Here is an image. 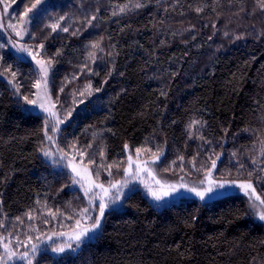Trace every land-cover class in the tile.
Returning <instances> with one entry per match:
<instances>
[{
    "label": "trees",
    "instance_id": "1",
    "mask_svg": "<svg viewBox=\"0 0 264 264\" xmlns=\"http://www.w3.org/2000/svg\"><path fill=\"white\" fill-rule=\"evenodd\" d=\"M14 2L12 13L18 15L30 0ZM128 2L50 0L47 13L30 26L37 39L27 41H43L47 56L56 49L63 52L55 65L56 87L65 77H78L62 94L68 106H72V93L83 89L88 81L101 89L84 104L74 106L70 124L63 127L62 140L76 136L83 145L93 142V133L112 129L115 135L105 131L102 141L107 146L108 163L125 160V143L132 150L142 144L153 150L161 146L166 160L158 165V171L183 155L185 172L194 179L198 176L191 171L189 161L197 153L198 167L213 149L222 153L217 177L228 167L236 175V158L231 156L234 151L246 165L252 156L259 161L264 140V38L257 37L264 32V11L257 0H145L146 8L112 15L114 9L118 12L117 5ZM197 5L208 7L197 14ZM93 14L97 19L88 27L84 19ZM61 15L66 16L61 24L69 27V32L51 33L44 28L52 22L49 17L54 20ZM235 35L242 38L235 40ZM100 37L104 52L97 53L92 63L86 58L91 50L88 46ZM108 52L119 54L110 57ZM0 53L8 63L13 62V53L5 49ZM85 63L88 67L81 71ZM113 64L115 71L107 76ZM89 68L99 75H92ZM173 72L177 75L172 76ZM161 89L166 98L160 95ZM190 119L207 121L201 132L212 145L201 147L202 141L188 138ZM39 125V120L18 108L11 86L0 77V220L7 225L0 228L2 235L13 231L16 216L23 217L29 208H40L37 200L61 211L69 202L74 208L84 202L77 199L82 196L80 192L68 188L70 180L41 158L40 138L32 134ZM161 174L182 175L179 167L175 173ZM101 178L105 179L106 173ZM64 185L68 186L60 191ZM257 187L261 192V186ZM245 201L236 193L207 207L193 198L156 208L136 189L123 201V207L106 215L98 239L56 260L44 252L39 264H264V225L252 218L232 224L223 219L222 214L232 209L243 211ZM193 212L198 215L196 226L185 227L183 221ZM63 219L52 223H71ZM26 225L25 218V224L17 226L15 232L20 233L18 229Z\"/></svg>",
    "mask_w": 264,
    "mask_h": 264
},
{
    "label": "snow or ice",
    "instance_id": "2",
    "mask_svg": "<svg viewBox=\"0 0 264 264\" xmlns=\"http://www.w3.org/2000/svg\"><path fill=\"white\" fill-rule=\"evenodd\" d=\"M14 2V0H12ZM3 9L0 10V29L10 30L7 43H0V50L11 48L13 51L12 63H8L5 55L0 53V77L7 81L12 88V95L16 97L18 108L28 117H32L40 121V125L33 131V135L40 138L39 152L44 161L49 163L56 169L68 170L66 175L71 185H78L82 193L81 199L85 202V206H72L71 202L64 208H56L53 210L45 201L41 204L40 200L36 203L41 205L38 209L29 208L22 216L15 217L13 223V231L8 232L7 236L0 234V264H39V256L47 252L55 254L53 260H56L61 254L75 253L77 250L89 245L93 240L98 239L104 231V222L106 215L110 211L123 207V201L130 199V194L136 191V184L143 185L147 194L153 201V206L161 208L168 206L173 201L195 198L200 202L201 206L207 207L212 201H221L231 198L236 193L242 194L246 198L247 207L241 211L232 209L223 219L226 223L232 224L237 220L252 218L264 225V140H261V153L259 161L255 156L250 157V165H246L237 152H232L231 156L236 158V175H232V168L228 167L221 172L217 178L214 172L217 171L218 161L221 159L222 153H217L213 149L208 155L207 161L197 166V156H193L189 163L191 171L198 176L197 180H186L189 175L185 172V157L179 155L177 160H172L168 166L158 171V165L166 160L165 151L161 146H157L155 150L142 144L132 149L128 143L123 145L125 151L129 152L126 160H112L107 162V146L102 143L105 131L115 133L112 129H102L98 133H93V142L81 144L79 137L73 136L71 140H62L64 128L71 122L75 105L84 104L85 100L94 93L100 92L99 87H93L91 81H88L83 89H77L72 93V106H68L62 97L65 87L72 80L78 79L74 74L71 79L64 78V82L56 87L55 65L58 64L59 58L63 55L61 49L47 56L45 53V44L43 41L36 44L22 43L26 35L36 40V34L29 32V26L34 22H38L40 17L47 13L50 5L47 0H30L24 4V10L15 17L16 22H9L7 25L3 22L5 14L10 16L8 10L11 6L9 0H0ZM148 6L145 0H129L128 3L117 5L118 12L114 9L113 16L118 14H127V12L143 9ZM257 6L264 11V0H257ZM192 7L191 4L188 5ZM208 5H197L194 11L197 14L204 12ZM215 11V8H213ZM241 11H244L241 8ZM99 12V8L96 9ZM66 19L65 15L58 16L54 20L49 17L51 23L44 25L45 29H49L51 33L58 30L65 33L69 32V27H63L61 22ZM97 19L95 14L85 17L84 23L88 27L93 26V21ZM215 29V24L212 25ZM73 32L72 35H76ZM12 34L16 39L12 38ZM224 36L228 37L229 33L224 32ZM242 36L235 35L234 39L239 40ZM257 38H264V32H260ZM195 39V37H193ZM209 40L212 36L208 37ZM103 37L93 41L88 46L91 50L87 52V59L95 63L97 53L104 52L102 47ZM163 43V41L161 42ZM112 47H115L114 45ZM119 53L108 52V56L118 55ZM27 65V71H22V67ZM87 64L81 66V71L87 68ZM92 75H99L88 69ZM115 71V65L106 73L111 76ZM123 75V73H120ZM177 75L173 72L172 76ZM24 81L29 83L26 85ZM105 83L107 81H104ZM160 95L167 97V93L161 89ZM173 124L176 121H172ZM207 121L202 119H190L186 125V134L189 139H198L202 141V145H212V140L206 138L201 130L205 128ZM227 135L228 129H223ZM99 157V163H97ZM214 157V158H213ZM176 167L182 173L176 181L165 179L161 172L175 173ZM106 173V178L101 179L102 174ZM257 185L261 186V192H257ZM64 185L60 191H63ZM2 203V201H0ZM198 211V209H197ZM35 212V214H34ZM63 217L65 221H70L66 225L62 224L61 229L52 230L50 232H42L40 227L29 223L28 231L16 233L17 226L25 224L27 221L43 220V223L49 224L52 220L59 221ZM5 218H7L5 216ZM198 221L196 212L191 213L184 221L185 227L194 228ZM0 228H7L3 220H0ZM21 235L24 239H21ZM15 237L13 243L12 237ZM179 245L176 250L179 251ZM22 249V250H21ZM183 256L184 254L181 253ZM59 264V261L57 262Z\"/></svg>",
    "mask_w": 264,
    "mask_h": 264
},
{
    "label": "rangeland",
    "instance_id": "3",
    "mask_svg": "<svg viewBox=\"0 0 264 264\" xmlns=\"http://www.w3.org/2000/svg\"><path fill=\"white\" fill-rule=\"evenodd\" d=\"M50 2V0H47V4ZM9 3L11 4V6H10V8H9V10H8V12H9V14H10V16L12 17V20L10 21V19H9V15L8 14H5L4 15V17H3V22H4V24L5 25H7L9 22H13V23H15L16 22V20H15V17H17V15H15V13H12V8H13V6L16 4L15 2H11L10 0H9ZM3 9V5L2 4H0V10H2ZM10 11H11V13H10ZM31 26V25H30ZM30 26H29V32H30V30H31V28H30ZM9 34H10V30L9 31H6V30H4V29H0V40H2L3 41V43H7V41H8V37H9ZM30 36L29 35H26L25 37H24V39H23V41H21L22 43H26V44H31V41H27V40H31L32 38H29ZM12 38L13 39H16V37H15V35L14 34H12ZM33 44H36V42H34ZM5 50H8V51H10L11 53H13V51L14 50H12L10 47L9 48H5ZM64 126H62V128H63ZM129 154V152H127V151H125V160H126V157H127V155ZM132 154L134 155V150H132ZM40 156H41V158L44 160V158L42 157V155L40 154ZM222 159H223V156L221 155V159H220V161H218V165H217V168H218V166H219V164H221L222 163ZM45 162V161H44ZM227 162V161H226ZM225 162V163H226ZM47 163V162H46ZM47 164H49V163H47ZM226 164H228V163H226ZM50 165V164H49ZM57 171H58V174L60 175V176H63V177H66V178H68V176L66 175V173H67V171L68 170H63V171H61L60 169H57ZM162 175V174H161ZM214 175H215V172H214ZM165 179H168L169 181H176V180H178L179 179V177H180V175L179 176H177V177H171V176H167V175H162ZM216 176V175H215ZM217 177V176H216ZM218 178V177H217ZM102 179V178H101ZM185 179L186 180H197V179H194V178H189L188 176H186L185 177ZM69 180V179H68ZM69 184H70V186L68 187L69 189H71V190H76V191H78V192H80V190H79V186L78 185H71V182L69 181ZM258 186V185H257ZM260 186V185H259ZM259 187H257V192L258 193H260L259 192V190H260V188L258 189ZM136 189H139V190H141L143 193H144V195L152 202V204H153V201L151 200V197L147 194V191H146V189L143 187V185H141V184H139V183H137L136 184ZM81 193V192H80ZM81 195H82V193H81ZM240 195H242V194H240ZM189 199H193V198H189ZM195 199V198H194ZM246 199V198H245ZM186 200V199H185ZM177 201H179V199H177V200H175V202H177ZM83 206H85V202H83L82 204H81V206L80 207H83ZM26 221H27V219H26ZM63 221H64V219H63ZM53 222V220L49 223V224H45V223H43V220L41 219V220H38L37 222H34L33 221V223L32 224H35V225H37V226H39L40 227V229H41V231L42 232H50V231H52V230H57V231H60V230H67L66 228H64V229H61V224L60 223H52ZM54 222H58L57 220H54ZM27 223L29 224V221H27ZM38 223H39V225H38ZM60 224V225H59ZM63 224V223H62ZM56 225H59L58 227H55ZM64 225H66V224H64ZM25 228V229H24ZM12 231V230H11ZM18 231H20V233H23V232H27L28 231V226L26 225V227L24 226V227H21L20 229H18ZM21 231H23V232H21ZM8 232H10V231H8ZM8 235V233H6L4 236H7ZM21 239L23 240L24 239V236H22L21 237ZM12 240H13V243H15V237L13 236L12 237ZM22 250V249H21ZM47 252H49V253H51V251L50 250H48ZM76 252H78V250L76 251ZM75 252V253H76ZM52 255H55V254H53V253H51ZM61 255H63V254H61Z\"/></svg>",
    "mask_w": 264,
    "mask_h": 264
}]
</instances>
